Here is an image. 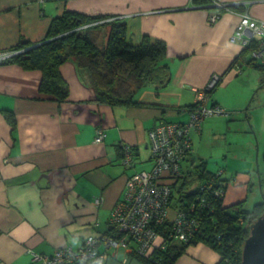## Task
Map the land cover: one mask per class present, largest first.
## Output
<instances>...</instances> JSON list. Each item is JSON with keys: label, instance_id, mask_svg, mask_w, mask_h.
Here are the masks:
<instances>
[{"label": "crops", "instance_id": "obj_1", "mask_svg": "<svg viewBox=\"0 0 264 264\" xmlns=\"http://www.w3.org/2000/svg\"><path fill=\"white\" fill-rule=\"evenodd\" d=\"M220 1L237 8L221 10L209 24L208 15L218 8L193 5L192 0H0V52L40 42L52 18L67 9L123 18L131 44H138L143 35L163 41V63L171 73L165 88L148 85L136 92V104L110 106L95 100L87 74L73 60L59 67L69 90L61 103L39 92L40 71L16 62L0 64V264H40L29 250L51 254L67 245L78 250L85 237L106 233L127 178L152 166L149 130L161 119L187 121L188 113L176 110L193 103L194 88H203L213 73L226 72L223 86L239 75L240 60L232 61L242 44L231 42L230 36L244 12L264 21V0ZM215 101L231 110L230 115H240L239 107L226 106L218 96ZM6 110L15 116L13 131ZM99 130L103 139L95 142ZM197 134L202 135L201 129H191L192 157L202 158L207 167L209 159L193 145ZM120 143L132 147L133 167L120 161ZM230 145L228 134L218 142L223 154L215 162L224 172L231 166L230 158L237 156ZM239 160L248 163L247 157ZM257 171L259 178V167ZM251 182L249 174L236 173L227 182L223 204H231L226 202L233 198L246 201ZM106 252L103 264H142L125 248ZM218 258L207 246L196 244L174 264H216Z\"/></svg>", "mask_w": 264, "mask_h": 264}, {"label": "trees", "instance_id": "obj_2", "mask_svg": "<svg viewBox=\"0 0 264 264\" xmlns=\"http://www.w3.org/2000/svg\"><path fill=\"white\" fill-rule=\"evenodd\" d=\"M214 1L192 0L193 5H214ZM235 8L237 6L232 7ZM127 30L122 18L86 15L64 9L52 18L47 34L40 42L20 43L14 47V50H20L18 54L2 63L16 62L22 68L40 71L39 92L53 96L61 103L69 90L59 74V67L65 61L73 60L77 68L87 74L98 103L133 105L137 103L134 100L136 92L148 85H153L155 90L165 88L171 73L169 66L163 63L167 52L163 41L143 35L139 44H131ZM248 51V48L242 49L232 63L240 60L245 65H254ZM255 67L263 71L261 66L255 64ZM5 118L13 131L16 125L14 113L6 110ZM262 160L264 164V150ZM198 161L186 174L175 180L172 177V186L176 189L171 191L167 206L168 220L156 227L157 240L149 251L140 256L132 254L142 264H174L189 246L198 243L217 253L216 264H242V248L250 225L264 211V194L261 193V201L250 210L243 207L244 200L224 205L218 195H212L215 189L224 186V182L210 181L202 187L203 181L210 179L213 173L207 169L205 161ZM194 181L199 185L185 191ZM259 181L264 184V171L259 174ZM176 214L184 225V231L191 229L185 240L176 236L175 224L170 221Z\"/></svg>", "mask_w": 264, "mask_h": 264}, {"label": "rangeland", "instance_id": "obj_3", "mask_svg": "<svg viewBox=\"0 0 264 264\" xmlns=\"http://www.w3.org/2000/svg\"><path fill=\"white\" fill-rule=\"evenodd\" d=\"M216 1L220 2L221 5L227 8L217 7L218 9L215 12H211L208 15L209 24H214L216 22L217 18L221 14V10L228 11L231 8L229 7L230 5L227 3H224L220 0H216ZM246 3L251 4L252 1L250 0V1H247ZM213 6H217V5L214 4ZM231 10L232 12H235L232 8ZM213 16H214V19L212 20L211 18ZM257 21L260 22L263 20H257ZM239 23H241V20H239L237 24ZM232 34H234V31ZM259 44L260 43L258 39L255 38V40H253L251 44L242 45V49L244 48L249 49L247 55H249L248 57L253 60L254 65H245V63L243 64V62L240 61V67H242V70H240L239 75L233 78L227 84V86L221 85L222 80L226 75L225 74L226 72H223L221 74L213 73L209 79V82L203 88H194L193 103L180 106L176 110V112L178 113L182 111L184 112L186 111L188 113L187 121L174 122V121H168L166 119H161L160 122L155 127L149 130L148 132L149 140H150V137H149L150 131L154 130L157 126L162 125V124H176V126L183 129L184 131L183 137H181V139L179 140V146L176 147L174 145V148L178 151L176 154L177 157L175 158L176 166H173V167H176L174 168L175 172H172L170 170H162V174L158 179V182L164 185L165 189L168 191V194L166 196L165 206H168L169 204L171 191L175 192V189H176V188H173L172 181L177 179L180 175L186 174L188 169H191L193 165L198 164L199 162L198 159H202V158L192 157L193 150H192V141L190 137L191 129H201L202 135L200 136L199 134H197L198 138L195 137L196 140L193 139V145L198 146L199 148L202 149L207 160L209 159L207 168L209 170L210 168L214 170V171H211L213 173V176H211V178L208 180H204L202 184L200 183L201 186L203 187L205 183L210 182V181L221 180L220 182H224V186L222 185L219 186L212 193V195L216 197L217 192H220L218 196L223 201L226 188H227V182L230 179H233L236 176V173L245 172L247 173V175L249 174L251 176L252 182L249 186V191L247 194L248 198H246V201L244 202L243 207L247 210H250L255 203H258L259 201H261L262 199L261 193L264 194V184H261L259 181L257 168L258 167L260 168V173L264 171V164L262 160V154L264 150V83L262 82V75L264 71V54H262L261 56H257V53L260 50L264 49V47L261 49H256ZM31 46L32 45H30L29 47ZM18 52L19 50H14V49L9 50V51H1L0 56H4L5 53H10L11 55L9 57H12V56H15L12 54H18ZM9 57H7L6 59H8ZM2 62H0V64ZM255 64L261 66L263 71L258 70L255 67ZM217 96L222 100L221 103H223V101L224 103H226V106L239 107L241 109L240 115H236V116L230 115L232 114L231 110H227L226 108L221 107L218 104V101H215ZM220 109L221 111H223V113L217 114L216 112L219 111ZM247 109L249 110L247 111ZM230 117L231 119L229 120ZM219 118H224V119L220 120ZM202 122H204L203 126L205 125L204 129L201 127ZM247 129L250 132L247 131ZM99 131L103 133L101 130ZM97 132H96V135H97ZM213 133H215L214 136H213ZM225 134H228V138L231 141L230 147L233 153L235 152L237 156L236 158L235 157L230 158L229 162L231 163V166L228 168V170H225L224 172V170L221 169L223 168L222 164H219L217 161L215 162V158H218V154H221V155L223 154V151H220L222 150L223 146L219 147L218 142L219 140L224 141ZM119 150H120V153H119L120 161L122 162V164L126 167H129V166L133 167L135 162L133 159L134 157L132 153V147L128 144L120 143ZM149 154H150V160L152 162L151 168L149 170L135 171L127 178L123 196L115 204L112 212L117 207V205L120 204L124 200L125 194H126L127 182L131 180L136 174H139V173L142 174L143 172H151L153 170L154 165H155V155H154V152L151 146L149 147ZM245 157L248 158V163H246L245 161L239 160L240 158L244 159ZM221 161H223L222 158H221ZM249 162L252 164L251 167H249ZM223 163L225 162L223 161ZM243 164H245L246 167L240 168L242 167ZM172 177H173V180H172ZM198 185H199V182L194 181L185 189V191H190L191 189L196 188ZM234 199L236 198L231 199L232 201L226 202V204L236 203V202H233ZM96 202L99 203L100 199H97ZM111 214L109 218L108 231L104 234H101L98 237L94 235H89L85 237L83 243L80 244L78 250L83 247V245L86 243L89 237H93L99 241V242L94 243L93 250L97 254L102 255L103 262H105V260L107 259V256H106L107 250L112 251L118 248L126 247L125 249L128 250L129 256H132V254H136L137 256H140L142 253L140 251V248L135 247L133 245L134 235H132L130 232L126 230H119L117 232L115 227L111 223V220H110ZM166 214L164 218L162 217L163 219L162 221L151 223L148 226L149 230H151L152 232V237L151 235H149L150 239H148V241L146 242V244L150 245L148 248V251L151 248V246L155 244L157 240L156 227L159 226L164 221H167L169 218V216H167ZM175 233H176V236H179L178 232H175ZM109 237H115L113 239H116L119 242H123L125 246L118 245V247H113L112 244H109ZM198 244H202V243H198ZM191 246L193 247L194 245H191ZM65 247L72 249V247L68 245L61 247V248H65ZM99 248H102L103 250ZM57 249H60V247L56 248L55 250ZM78 250H73V251H78ZM54 251L51 254H40V253L33 252L32 250H29L27 253L30 254L33 260H35L36 255H39V256L42 255L49 259V257L54 253ZM86 260L87 259H80L78 261H86ZM36 261H39V260H36Z\"/></svg>", "mask_w": 264, "mask_h": 264}, {"label": "built area", "instance_id": "obj_4", "mask_svg": "<svg viewBox=\"0 0 264 264\" xmlns=\"http://www.w3.org/2000/svg\"><path fill=\"white\" fill-rule=\"evenodd\" d=\"M214 4L219 7L227 8L214 1ZM214 19V16L211 18ZM241 23L237 24L234 29V34H231V42H240L242 45H249L253 38H260L259 45L256 49L264 47V21L258 22L248 13L244 12L240 15ZM264 54V49L257 53V56ZM10 53H5L0 56V62L9 57ZM13 55V54H12ZM255 57V56H253ZM257 58V57H256ZM223 113L221 109L216 112ZM183 129L176 124H162L150 131V146L155 155V165L151 172H143L136 174L126 184V194L124 200L117 205L111 214V223L116 231L126 230L134 235L133 244L139 247L141 254H144L150 245L146 244L149 235L152 237V232L148 226L151 223L162 221L167 212L165 206L166 196L168 191L164 185L158 182L162 174V170L174 171L175 158L177 150L174 148L179 146V140L183 137ZM102 133L97 132L95 137L96 142L102 140ZM220 194L217 192L216 195ZM181 222V220H180ZM180 239H186L185 235L190 233L191 229L184 231V225L176 227ZM115 237H109V244L113 247L118 245L125 246L123 242H119ZM99 242L96 238L89 237L86 243L78 251H73L71 248H60L54 251L49 257L36 255L35 260H39L40 264H72L80 259H87L90 264H103L102 255L97 254L94 250V243ZM108 244V245H109ZM126 248V247H125Z\"/></svg>", "mask_w": 264, "mask_h": 264}, {"label": "water", "instance_id": "obj_5", "mask_svg": "<svg viewBox=\"0 0 264 264\" xmlns=\"http://www.w3.org/2000/svg\"><path fill=\"white\" fill-rule=\"evenodd\" d=\"M72 264L89 263L76 261ZM242 264H264V211L250 225L249 235L245 239L242 248Z\"/></svg>", "mask_w": 264, "mask_h": 264}, {"label": "bare ground", "instance_id": "obj_6", "mask_svg": "<svg viewBox=\"0 0 264 264\" xmlns=\"http://www.w3.org/2000/svg\"><path fill=\"white\" fill-rule=\"evenodd\" d=\"M166 215L169 216L168 212ZM171 221L175 224V227H178L181 224L180 220H178L177 214L171 219Z\"/></svg>", "mask_w": 264, "mask_h": 264}]
</instances>
